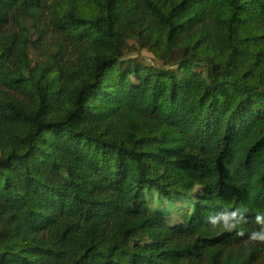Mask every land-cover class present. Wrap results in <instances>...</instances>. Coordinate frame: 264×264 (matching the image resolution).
I'll use <instances>...</instances> for the list:
<instances>
[{"label":"trees","instance_id":"obj_1","mask_svg":"<svg viewBox=\"0 0 264 264\" xmlns=\"http://www.w3.org/2000/svg\"><path fill=\"white\" fill-rule=\"evenodd\" d=\"M260 212L264 0H0V264H264Z\"/></svg>","mask_w":264,"mask_h":264},{"label":"clouds","instance_id":"obj_2","mask_svg":"<svg viewBox=\"0 0 264 264\" xmlns=\"http://www.w3.org/2000/svg\"><path fill=\"white\" fill-rule=\"evenodd\" d=\"M247 209L235 208L232 210L224 209L219 213L210 215L206 218V223L211 230L222 228L226 232H236L238 236L245 235L242 226L248 222L246 217ZM253 221L258 225V229H253L247 235L246 243L264 245V212H260L253 217Z\"/></svg>","mask_w":264,"mask_h":264},{"label":"rangeland","instance_id":"obj_3","mask_svg":"<svg viewBox=\"0 0 264 264\" xmlns=\"http://www.w3.org/2000/svg\"><path fill=\"white\" fill-rule=\"evenodd\" d=\"M133 57L139 58L140 61H144V59H145V60L150 61V62H153L156 59L153 52L147 48H144L142 50V52H136L133 55ZM154 195H158V192H154ZM155 197H157V196H155ZM168 206L172 208L171 202H169Z\"/></svg>","mask_w":264,"mask_h":264}]
</instances>
